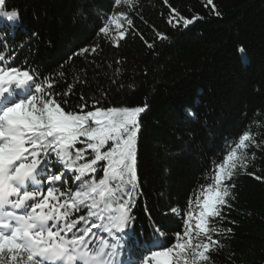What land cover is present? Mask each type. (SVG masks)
I'll return each mask as SVG.
<instances>
[{
  "label": "trees",
  "instance_id": "trees-1",
  "mask_svg": "<svg viewBox=\"0 0 264 264\" xmlns=\"http://www.w3.org/2000/svg\"><path fill=\"white\" fill-rule=\"evenodd\" d=\"M205 4L138 0L131 9H114L112 0H6V9L19 10L20 22L12 26L0 18V67L27 70L45 88L52 84L49 98H66L65 111L78 110L81 95L88 105L101 94L106 107L147 104L138 140L142 194L115 264H137L147 254L153 222L164 232L161 247L175 243L181 218L162 213L179 207L183 216L189 198L195 208L199 185L211 183L213 161L222 162L245 132L260 147L246 150L247 166L233 177L235 198L223 210L226 218L210 224L232 229L213 234L224 247L211 253V261L264 264V0H213L214 10ZM172 8L201 19L186 28L170 25ZM114 10L133 21L118 47L97 34ZM97 45L95 53L73 55Z\"/></svg>",
  "mask_w": 264,
  "mask_h": 264
},
{
  "label": "snow or ice",
  "instance_id": "snow-or-ice-1",
  "mask_svg": "<svg viewBox=\"0 0 264 264\" xmlns=\"http://www.w3.org/2000/svg\"><path fill=\"white\" fill-rule=\"evenodd\" d=\"M112 3L114 9L120 5L131 9L138 0ZM209 5L215 9L213 0H206L205 7ZM171 12L175 15H170V25L186 28L201 19L185 18L174 8ZM0 18L15 26L20 22L19 10L6 9V0H0ZM125 20L131 27L128 13L114 10L97 34L118 47L127 35ZM97 48H83L73 55L95 53ZM4 60L0 55V64ZM69 92L71 87L63 96ZM52 95V84L45 88L29 71L0 67V264H115L129 238L135 201L142 194L138 140L147 104L106 107L101 103L106 94H101L88 105L81 95L78 110L65 111L61 103L69 101L58 102L49 98ZM251 145L260 147L245 132L227 148L222 162L213 161L211 183L199 185L195 208L189 198L183 216L179 207L162 213L181 218L182 231L174 234V244L160 246L164 232L153 222L152 248L137 264H212L211 253L224 247L213 234L232 229L210 224L224 220L223 210L232 207L233 177L238 167L247 166L246 150ZM97 173L102 176L97 178ZM81 211L86 215L70 219L73 212Z\"/></svg>",
  "mask_w": 264,
  "mask_h": 264
},
{
  "label": "rangeland",
  "instance_id": "rangeland-1",
  "mask_svg": "<svg viewBox=\"0 0 264 264\" xmlns=\"http://www.w3.org/2000/svg\"><path fill=\"white\" fill-rule=\"evenodd\" d=\"M122 23L124 24V28H126V20L122 21ZM111 30L113 31V34H115V26L114 25L111 26Z\"/></svg>",
  "mask_w": 264,
  "mask_h": 264
}]
</instances>
